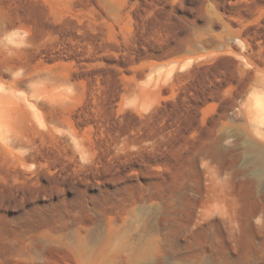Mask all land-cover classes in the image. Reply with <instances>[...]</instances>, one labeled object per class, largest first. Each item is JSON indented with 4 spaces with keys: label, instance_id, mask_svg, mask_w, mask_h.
I'll return each mask as SVG.
<instances>
[{
    "label": "rangeland",
    "instance_id": "rangeland-1",
    "mask_svg": "<svg viewBox=\"0 0 264 264\" xmlns=\"http://www.w3.org/2000/svg\"><path fill=\"white\" fill-rule=\"evenodd\" d=\"M264 0H0V264H264Z\"/></svg>",
    "mask_w": 264,
    "mask_h": 264
},
{
    "label": "bare ground",
    "instance_id": "bare-ground-1",
    "mask_svg": "<svg viewBox=\"0 0 264 264\" xmlns=\"http://www.w3.org/2000/svg\"><path fill=\"white\" fill-rule=\"evenodd\" d=\"M246 150L248 151L247 163L249 166H254L258 168L254 179L257 183H260L262 178H264V154L262 152L255 151L251 146H247Z\"/></svg>",
    "mask_w": 264,
    "mask_h": 264
}]
</instances>
